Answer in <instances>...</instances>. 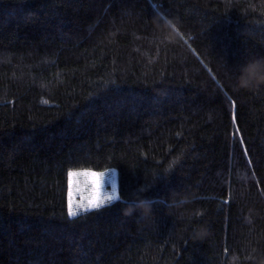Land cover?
Instances as JSON below:
<instances>
[{"label":"trees","instance_id":"trees-1","mask_svg":"<svg viewBox=\"0 0 264 264\" xmlns=\"http://www.w3.org/2000/svg\"><path fill=\"white\" fill-rule=\"evenodd\" d=\"M260 57L264 0H0V264H262ZM108 169L119 199L70 217L68 173Z\"/></svg>","mask_w":264,"mask_h":264},{"label":"clouds","instance_id":"clouds-1","mask_svg":"<svg viewBox=\"0 0 264 264\" xmlns=\"http://www.w3.org/2000/svg\"><path fill=\"white\" fill-rule=\"evenodd\" d=\"M154 23L158 29V35L161 40L169 34L174 26L171 18H156ZM234 87L239 91H256L264 88V57L246 60L241 63L235 70ZM144 189H140L143 191ZM184 201H179L183 203ZM166 203V201H159ZM153 212V201L142 199L138 195L132 201H129L121 208V215L128 217L138 213L141 217H148ZM207 233L204 225L195 226L190 234L191 239L195 241L201 240ZM233 264H238V257H233ZM264 264V261H262Z\"/></svg>","mask_w":264,"mask_h":264},{"label":"rangeland","instance_id":"rangeland-1","mask_svg":"<svg viewBox=\"0 0 264 264\" xmlns=\"http://www.w3.org/2000/svg\"><path fill=\"white\" fill-rule=\"evenodd\" d=\"M71 172L73 173L71 177V207L77 213L76 215L91 210L80 206L87 205L89 200L96 197L104 199L105 203L103 205L115 202L119 199L117 173L114 169H108L101 172L85 170ZM97 181H99V184H97ZM69 192L68 175V215Z\"/></svg>","mask_w":264,"mask_h":264},{"label":"snow or ice","instance_id":"snow-or-ice-1","mask_svg":"<svg viewBox=\"0 0 264 264\" xmlns=\"http://www.w3.org/2000/svg\"><path fill=\"white\" fill-rule=\"evenodd\" d=\"M68 175H69V188H70V192H69V216H75L77 213L71 207V177H72L73 173L70 171L68 173ZM97 184H99V181H97ZM104 203H105L104 199H102L100 197H96L94 199L89 200L87 205H82L80 207L86 208V209H99Z\"/></svg>","mask_w":264,"mask_h":264}]
</instances>
